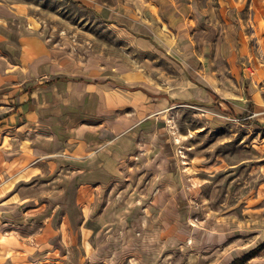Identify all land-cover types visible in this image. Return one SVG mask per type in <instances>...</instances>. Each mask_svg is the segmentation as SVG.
Wrapping results in <instances>:
<instances>
[{
    "label": "rangeland",
    "instance_id": "374dc122",
    "mask_svg": "<svg viewBox=\"0 0 264 264\" xmlns=\"http://www.w3.org/2000/svg\"><path fill=\"white\" fill-rule=\"evenodd\" d=\"M0 6L7 36L21 25L77 79L19 131L41 150L28 208L53 231L7 226L0 264H264V0Z\"/></svg>",
    "mask_w": 264,
    "mask_h": 264
},
{
    "label": "crops",
    "instance_id": "0c3cea01",
    "mask_svg": "<svg viewBox=\"0 0 264 264\" xmlns=\"http://www.w3.org/2000/svg\"><path fill=\"white\" fill-rule=\"evenodd\" d=\"M4 11L5 8L0 6V21L2 19L8 23L9 18L3 17ZM7 16L13 17L12 14ZM3 25L5 24L0 22V51L3 50L9 58L0 55V231H6L7 226H10V231L20 228L24 229L25 233H31V237L42 236L49 230L53 231V214L41 217L42 208L39 212L33 211L34 213H30L31 208H28L33 205L28 195L32 184L29 180L40 172L41 162L37 159L41 150L32 143L35 140L33 136H22L19 131L26 125L35 123L34 117L39 110L36 104L39 102L41 90L77 79L51 74L55 70L53 53L40 38L19 25L18 28L15 27L14 38L11 39ZM8 65H13L14 70L8 71ZM47 74L49 76L36 79ZM8 97L10 99H7ZM27 140L32 143L28 146L31 151L23 148ZM10 169L13 173L12 187L3 189L5 175ZM31 170L33 172L29 174ZM42 204L44 202L40 207ZM12 216L23 223L13 228L15 225L9 220H13ZM29 216H34V219L31 220ZM27 218L31 221L26 222ZM50 236L53 237L52 234Z\"/></svg>",
    "mask_w": 264,
    "mask_h": 264
},
{
    "label": "trees",
    "instance_id": "16d2710c",
    "mask_svg": "<svg viewBox=\"0 0 264 264\" xmlns=\"http://www.w3.org/2000/svg\"><path fill=\"white\" fill-rule=\"evenodd\" d=\"M51 81V80H50ZM251 257V255H247L245 258H249ZM232 264H242V261L241 259H238V258H235L233 261H232Z\"/></svg>",
    "mask_w": 264,
    "mask_h": 264
}]
</instances>
